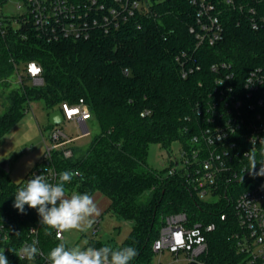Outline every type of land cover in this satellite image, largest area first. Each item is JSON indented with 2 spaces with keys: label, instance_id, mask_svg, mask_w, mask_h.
<instances>
[{
  "label": "trees",
  "instance_id": "1",
  "mask_svg": "<svg viewBox=\"0 0 264 264\" xmlns=\"http://www.w3.org/2000/svg\"><path fill=\"white\" fill-rule=\"evenodd\" d=\"M100 1L112 4L113 0ZM212 1L218 5L224 28L214 46L197 47L189 31L196 20L191 0H149L150 16L139 12L125 27L111 34L97 31L87 40L47 42L31 25L13 27L8 22L0 26V87L7 89L12 77H21L18 89L1 92L5 112L0 115V141L32 102L43 101L49 116L62 110L64 103L75 105L83 99L100 132L79 156L74 152L65 159L57 151L54 165L59 174H81L65 185L66 192L91 196L101 192L109 199L107 212L133 223L127 239L113 245L137 249L131 264H153L157 254L153 245L165 217L179 212L187 213L192 224L216 225L207 233L208 248L200 257L204 264H249L237 247L240 227L229 205L232 199L199 200L180 177L168 176V168L156 170L148 164L151 144L169 150L175 142L190 140L194 124L187 118L212 88L213 63L231 64L240 81L252 69L264 67V26L254 30L250 23L252 8L264 17V0H239L236 5ZM179 57L200 70L183 78ZM31 62L42 67L43 85H34L26 75ZM187 127L192 129L189 134ZM261 163L264 146L255 168L235 184L241 191L264 181V176L256 174L264 167ZM19 187L0 169V227H11L24 239L29 228L39 224L46 255L59 243L71 247L55 238L35 209L25 205L20 213L13 207ZM105 244L95 239L85 247Z\"/></svg>",
  "mask_w": 264,
  "mask_h": 264
},
{
  "label": "built area",
  "instance_id": "2",
  "mask_svg": "<svg viewBox=\"0 0 264 264\" xmlns=\"http://www.w3.org/2000/svg\"><path fill=\"white\" fill-rule=\"evenodd\" d=\"M237 1L224 0L228 5H236ZM6 2L0 0V26L8 22L13 27L31 25L47 42L87 40L97 31L111 34L125 27L139 12L150 16L149 0H113L112 4L100 0H20L18 14L5 13L2 8ZM191 4L196 7V20L189 31L197 47L214 46L224 31L218 5L212 0H191ZM250 23L254 30L264 26V17L254 8ZM183 57L187 58L186 54ZM177 59L182 63L183 78L200 70L191 61ZM210 69L216 75L212 88L200 99L194 115L187 118L188 123L194 124L191 138L180 143V159L170 161L167 174L180 177L199 200L232 199L229 205L240 227L236 235L238 250L246 255L249 264H264V181L244 191L235 185L257 164V154L264 146V67L252 69L242 81L227 62L213 63ZM42 74L39 64H28L26 75L34 85L44 84ZM61 111L64 121L78 125L80 134L69 138L63 131L53 130L42 161L19 188L36 175L56 183L59 173L54 165L55 153L62 152L65 159L73 157L70 144L90 134L87 123L92 114L83 99L75 105L64 103ZM191 128L185 131L189 134ZM221 219L225 220L226 215H221ZM98 224L95 222L92 227L93 235L100 230ZM215 228V223L192 224L185 212L170 214L165 217L153 249L159 254L168 250L176 260L184 253L189 264H204L200 257L208 248L207 233ZM53 234L60 241L66 240L65 232L59 238L54 229ZM19 237L17 230L0 227V252L8 256L9 264H49L41 248L39 224L29 228L26 238ZM33 241H37L40 254L33 260L19 258L21 247Z\"/></svg>",
  "mask_w": 264,
  "mask_h": 264
},
{
  "label": "rangeland",
  "instance_id": "3",
  "mask_svg": "<svg viewBox=\"0 0 264 264\" xmlns=\"http://www.w3.org/2000/svg\"><path fill=\"white\" fill-rule=\"evenodd\" d=\"M20 0H8L3 6V11L7 14H18L20 12L18 4ZM18 77L10 79V86L7 89L0 87L1 92L5 90L9 93L19 88ZM3 98L0 97V115L5 112L2 106ZM59 129L66 133L69 138H76L80 134L77 124L64 121L60 125L52 126L45 109L43 101H34L30 109L23 118L1 139L0 141V168L1 165L9 160V176L14 183L23 182L30 172L39 164L46 149V144H50L52 131ZM90 134L74 139L70 146L75 152V156L81 155L88 148L91 139L100 132L98 124L93 120L88 121ZM181 145L178 142L173 143L169 150L164 149L160 144L153 143L150 145L148 154V164L156 170H164L170 166V161L174 158L180 159ZM170 152V153H169ZM241 186V185H240ZM66 197L76 193L65 191ZM94 202L100 210V215L95 217V222H99V232L93 235L92 228L85 232L71 230L65 232L66 242L71 247L84 248L90 240H101L110 245H121L132 231L133 223L126 221L112 212H107L109 199L101 192L92 195ZM217 201V199H212ZM94 226V225H93ZM118 232V234H116ZM189 264L186 255L181 253L179 260H176L174 254L165 251L163 254L157 253L153 264Z\"/></svg>",
  "mask_w": 264,
  "mask_h": 264
},
{
  "label": "clouds",
  "instance_id": "4",
  "mask_svg": "<svg viewBox=\"0 0 264 264\" xmlns=\"http://www.w3.org/2000/svg\"><path fill=\"white\" fill-rule=\"evenodd\" d=\"M255 166L256 164H253L252 169ZM256 174L264 176V167ZM79 175V171H63L56 183L48 182L43 175H36L27 180L25 186L17 189L13 207L20 213L25 212V205L35 209L41 223L56 230L58 238L61 233L71 230L85 232L93 227L100 210L93 197L87 193L66 197L65 185ZM36 245L37 241L25 244L21 247L18 257L33 260L40 254ZM137 255V249L132 246L114 248L105 244L98 248H80L59 243L49 251L46 259L49 264H131ZM0 264H9L4 252H0Z\"/></svg>",
  "mask_w": 264,
  "mask_h": 264
},
{
  "label": "water",
  "instance_id": "5",
  "mask_svg": "<svg viewBox=\"0 0 264 264\" xmlns=\"http://www.w3.org/2000/svg\"><path fill=\"white\" fill-rule=\"evenodd\" d=\"M49 122L52 126L60 125L64 122V116L61 110H56L49 114ZM9 160L5 161L1 165V169L4 170L6 173L10 172ZM118 234V232H116ZM191 264H198L197 262H192Z\"/></svg>",
  "mask_w": 264,
  "mask_h": 264
},
{
  "label": "crops",
  "instance_id": "6",
  "mask_svg": "<svg viewBox=\"0 0 264 264\" xmlns=\"http://www.w3.org/2000/svg\"><path fill=\"white\" fill-rule=\"evenodd\" d=\"M87 126H88V123H87ZM1 169V168H0Z\"/></svg>",
  "mask_w": 264,
  "mask_h": 264
}]
</instances>
